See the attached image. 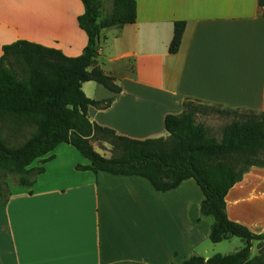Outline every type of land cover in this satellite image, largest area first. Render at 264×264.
Returning <instances> with one entry per match:
<instances>
[{
    "label": "crops",
    "instance_id": "obj_1",
    "mask_svg": "<svg viewBox=\"0 0 264 264\" xmlns=\"http://www.w3.org/2000/svg\"><path fill=\"white\" fill-rule=\"evenodd\" d=\"M5 1L0 0V17L8 16L15 27L6 40L0 20V57L4 45L17 41L68 58L82 54L87 38L77 25L83 13L78 0H7V7ZM134 1V24L100 32L97 66L120 92L82 84L89 100H112L106 109L88 108L91 123L144 141L167 138L164 118L181 114L188 101L264 113L258 0ZM101 2L105 17L111 0ZM177 22L185 29L178 52L170 55ZM49 157L29 189L7 187V202L0 197V264H182L219 255L231 243L234 253L244 247L237 238L210 242L211 220L200 217L203 195L193 180L160 193L140 177L76 171L88 163L68 145ZM225 209L230 221L264 234V169L244 174L227 193Z\"/></svg>",
    "mask_w": 264,
    "mask_h": 264
},
{
    "label": "trees",
    "instance_id": "obj_2",
    "mask_svg": "<svg viewBox=\"0 0 264 264\" xmlns=\"http://www.w3.org/2000/svg\"><path fill=\"white\" fill-rule=\"evenodd\" d=\"M78 1L83 13L77 25L87 38L80 56L68 58L59 50L27 41L1 48L0 124L25 138L18 147H8L0 127V197L7 202L10 192L6 180L10 176L18 177L19 187L29 189L31 177L42 175L43 165L52 159L45 157L58 146L68 145L88 163L77 165L76 171L140 177L160 193L174 190L186 180L196 183L203 195L200 217L211 219L210 242L237 238L244 247L227 256H194L182 264H264L261 257L250 259L252 243H264V234H253L230 221L225 209L227 193L244 174L250 168L264 169V113L207 106L212 113L226 118L219 139L211 128L197 121L207 110L189 101L181 114L164 118L167 138L132 140L91 123L88 108L106 109L112 100H89L81 90L82 84L94 82L114 94L120 92L115 80L97 66L100 32L134 24L136 3L111 0L112 10L104 17L101 0ZM258 4L264 19V0H258ZM184 29L183 22L174 24L170 55L178 52ZM93 143L109 145L113 156L99 155ZM36 162L42 166L32 168Z\"/></svg>",
    "mask_w": 264,
    "mask_h": 264
},
{
    "label": "rangeland",
    "instance_id": "obj_3",
    "mask_svg": "<svg viewBox=\"0 0 264 264\" xmlns=\"http://www.w3.org/2000/svg\"><path fill=\"white\" fill-rule=\"evenodd\" d=\"M6 1H5V6L7 7L8 6V3H7L8 1L7 2ZM3 8L6 11L9 10V9L5 8L4 6H3ZM0 20L4 24L3 30H4L5 39L6 40L10 39L14 35L13 29L15 27V26H13V22L11 21V18H9L8 16H5V17H2V18L0 17ZM195 106L201 108V110H203V111H204V109L207 110V114L204 112L206 115H203V114L199 115L197 117V121L199 123H204L207 127L211 128L213 133L216 134L215 135L216 138L219 139L220 138V132L219 131H220V128L224 125V123H226V118L219 117L214 112L212 113L211 109H209L205 105L195 104ZM0 127L2 129V138L4 139V141H5V143L7 144L8 147H14L15 148V147H18L23 142V140L25 138V136L23 134L14 135L13 133H11L10 129L6 125H4L2 123L0 124ZM92 145H93L94 151L97 152L99 155H101V156H103L105 158H111L113 156L111 148H110L109 145H107L105 143H102V144L93 143ZM37 164L41 165V163L36 162V163H34L32 165V168L36 167ZM44 165H43V167H44ZM6 186L8 188H11L10 190H12L13 188L17 187L18 186V177L17 176H10L6 180ZM198 195L201 197V193L200 192L198 193ZM235 242L242 243L239 239H235ZM225 244H229V243H225ZM232 253H234V244L231 243L230 245H228L227 248L222 250V252H221V249H220L219 255L225 256V255H229V254H232ZM255 256L256 257H261L262 260L264 261V243L261 242L260 244H258V247H256V244L253 245L252 250H251V258H253Z\"/></svg>",
    "mask_w": 264,
    "mask_h": 264
}]
</instances>
